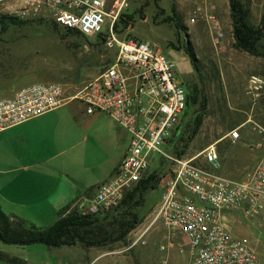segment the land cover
<instances>
[{
	"label": "built area",
	"instance_id": "1",
	"mask_svg": "<svg viewBox=\"0 0 264 264\" xmlns=\"http://www.w3.org/2000/svg\"><path fill=\"white\" fill-rule=\"evenodd\" d=\"M215 1L193 0L188 22L203 23L212 43L219 45L226 31L215 13ZM128 6V0H13L9 14L51 20L87 37L100 34L114 56L96 76L73 90L60 82L42 81L1 97L0 130L71 101L81 103L87 114H107L127 132L126 150L112 177L97 187L91 199L79 202L77 211L88 214L115 208L128 188L155 170L160 198L133 244L144 243L146 231L160 222L165 231L159 251L167 253L175 247L184 252L186 248L175 242L178 234L183 235L188 241L184 264H260L250 243L229 230L226 215L237 211L252 219L264 212V128L254 123L253 130L262 136L254 145L258 157L239 177L220 171L213 143L191 155L163 152L161 146L184 113L186 92L174 62L159 48L115 30ZM263 84L260 77L250 76L249 92L254 98L260 96ZM240 127L228 131L231 143L239 140Z\"/></svg>",
	"mask_w": 264,
	"mask_h": 264
},
{
	"label": "rangeland",
	"instance_id": "2",
	"mask_svg": "<svg viewBox=\"0 0 264 264\" xmlns=\"http://www.w3.org/2000/svg\"><path fill=\"white\" fill-rule=\"evenodd\" d=\"M12 3L13 0H0V13H8ZM128 3L125 13L132 18L121 35L133 36L159 48L174 62L176 77L185 92L194 89L198 95L197 102L187 106L177 134L173 136L174 132L161 149L173 155L175 146L177 150L183 149L181 155H191L213 143L219 153L220 171L232 177L241 176L255 164L254 145L262 138L252 127L256 123L264 128V84L260 96L254 98L249 92L251 75L264 81V37L258 41L256 55L235 46L228 0L215 1V13L226 31L219 45L212 43L203 23L188 22L193 0H128ZM249 10L250 22L258 25L264 12V0H249ZM187 41L194 52L197 68L183 48ZM113 56V49L98 44L93 38L82 41L76 34L65 32L63 27L54 28L50 20L28 19L22 26L0 31V98L22 86L42 81L60 82L73 90L96 76ZM11 75L13 79L8 80ZM72 103L80 105L78 101ZM98 114L107 116L103 112ZM198 114L202 115V122L184 145ZM238 125H241L240 139L231 143L226 135ZM160 194L159 186L143 191L141 203L132 209L139 222L121 240H107L101 246L58 247L0 241V252L16 257L13 262L1 259L0 264H162L164 259L166 264H184L188 257V241L183 235L178 234L175 242L186 248L184 252L175 247L167 253L159 251L165 231L160 222L146 231L142 237L144 243L133 244L134 238L148 224ZM101 223L110 231L117 227L110 218L102 219ZM226 224L233 234L250 243L260 264H264V212L252 219L237 211L230 212L226 215Z\"/></svg>",
	"mask_w": 264,
	"mask_h": 264
},
{
	"label": "crops",
	"instance_id": "3",
	"mask_svg": "<svg viewBox=\"0 0 264 264\" xmlns=\"http://www.w3.org/2000/svg\"><path fill=\"white\" fill-rule=\"evenodd\" d=\"M79 104L0 130V208L11 218L50 225L112 177L128 134L108 115H89Z\"/></svg>",
	"mask_w": 264,
	"mask_h": 264
},
{
	"label": "trees",
	"instance_id": "4",
	"mask_svg": "<svg viewBox=\"0 0 264 264\" xmlns=\"http://www.w3.org/2000/svg\"><path fill=\"white\" fill-rule=\"evenodd\" d=\"M228 4L235 46L252 55H256L258 41L264 37V12L261 15L260 23L254 25L249 20V0H228ZM175 14L173 9L172 16L175 17ZM131 18V14L122 13L114 25L115 30L121 33L122 30L128 26V20ZM27 21L28 19H19L13 14L0 13V31H7L10 27L22 26ZM51 22L54 28L60 27L54 21ZM64 29L65 32L76 34L82 41H89L90 38H93L98 44L103 45L102 36L100 34L94 37H87L77 30ZM126 37L133 36L127 35ZM183 48L190 57L192 65L197 68L195 55L190 43L187 41ZM111 60L108 61L107 65ZM197 100L198 95L194 89L188 90L186 92V107L184 113L189 103L195 104ZM204 101L203 99V104ZM184 113L182 115L183 117L185 115ZM201 122L202 115H196L190 127L191 131L184 139V145L196 134ZM178 129L179 124L171 133L169 137L170 140L174 132L173 136L177 134ZM174 152L181 155L183 154V149L177 150L174 146ZM156 181V171L151 170L146 178L133 184L125 191L121 202L115 208L105 212L88 214L81 213L75 208L60 215L58 219L47 226H38L19 218H11L0 208V241L18 245L43 243L47 246L58 247L62 245L73 246L76 244L84 246H101L104 245L107 240H121L139 222L136 213L132 210L133 207L141 203L144 190L156 187ZM106 218H110L111 221L116 222V229L110 231L103 226L101 220ZM1 259L14 260L0 252V260Z\"/></svg>",
	"mask_w": 264,
	"mask_h": 264
}]
</instances>
